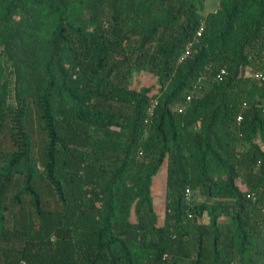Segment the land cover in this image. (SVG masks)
I'll return each mask as SVG.
<instances>
[{"label": "trees", "instance_id": "1", "mask_svg": "<svg viewBox=\"0 0 264 264\" xmlns=\"http://www.w3.org/2000/svg\"><path fill=\"white\" fill-rule=\"evenodd\" d=\"M207 3L0 0V264H264V0Z\"/></svg>", "mask_w": 264, "mask_h": 264}, {"label": "rangeland", "instance_id": "2", "mask_svg": "<svg viewBox=\"0 0 264 264\" xmlns=\"http://www.w3.org/2000/svg\"><path fill=\"white\" fill-rule=\"evenodd\" d=\"M218 6V0H208L207 9L204 14L211 11H215ZM132 86L140 89L142 87L158 86L157 80L149 73H135L133 76ZM166 189V171H163L155 178L153 186V194L155 199V209L159 217V223L163 224L165 208H164V197Z\"/></svg>", "mask_w": 264, "mask_h": 264}, {"label": "built area", "instance_id": "3", "mask_svg": "<svg viewBox=\"0 0 264 264\" xmlns=\"http://www.w3.org/2000/svg\"><path fill=\"white\" fill-rule=\"evenodd\" d=\"M202 31H203V28H201V30L198 32V36H201ZM191 49H192V43H190L187 46L186 52L180 57V60H179L180 63H182L187 58V56H189ZM255 79L258 81H264V71H257L255 73ZM156 105L157 103L153 102V104L151 105V108L149 109L150 114H153Z\"/></svg>", "mask_w": 264, "mask_h": 264}]
</instances>
